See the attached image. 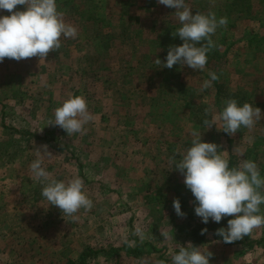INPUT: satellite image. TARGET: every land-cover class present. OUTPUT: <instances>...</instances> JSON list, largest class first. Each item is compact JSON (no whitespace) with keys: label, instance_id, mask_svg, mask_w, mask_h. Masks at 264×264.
Wrapping results in <instances>:
<instances>
[{"label":"rangeland","instance_id":"1","mask_svg":"<svg viewBox=\"0 0 264 264\" xmlns=\"http://www.w3.org/2000/svg\"><path fill=\"white\" fill-rule=\"evenodd\" d=\"M186 3L193 13L228 19L212 36L204 70L155 64L166 58L164 42L183 43L173 35L175 9L157 0H57L77 37L62 38L45 58L0 62V264H80L85 251L86 264H171L170 251L193 244L190 230L202 223L183 175L169 163L190 146L193 130L216 143L230 167L253 160L264 176V119L233 135L217 129L220 121L208 129L203 123L230 98L264 112V0ZM209 72L218 80L201 92ZM70 94L83 95L94 117L71 137L47 125ZM44 144L51 176L79 175L94 202L76 219L48 206L30 178L35 148ZM175 198L184 217L174 211ZM137 226L143 242L133 234ZM263 239L264 225L241 239L247 244L208 234L199 246L212 252L210 264H264Z\"/></svg>","mask_w":264,"mask_h":264},{"label":"clouds","instance_id":"2","mask_svg":"<svg viewBox=\"0 0 264 264\" xmlns=\"http://www.w3.org/2000/svg\"><path fill=\"white\" fill-rule=\"evenodd\" d=\"M158 4L175 9L180 26L173 32L183 41L168 49L166 58H156L157 66L173 68L174 65L188 66L193 70H204L208 53L214 47L212 36L218 28L226 26L227 17L217 18L214 12L202 13L186 3V0H157ZM18 6H23L20 10ZM7 12L9 14H3ZM78 29L67 23L63 12L58 10L57 0H0V62L5 58L20 61L31 57L45 58L50 51L59 50L63 39H75ZM209 79L202 83L200 91L212 87L218 80L215 72L208 73ZM210 110H206L207 113ZM94 119L88 110V102L83 95L70 94L54 110V119L47 125L59 126L71 137L85 133L86 125ZM264 119V112L252 103H240L230 98L224 102L219 114H212L203 123L206 129L213 125L228 135H233L242 127L251 129ZM191 143L186 150L174 154L169 163L184 177L185 186L195 198V214L207 225L210 221L219 224L225 217L227 227H220L215 235L224 243H232L250 235L264 225V176L253 160H244L238 166L230 167L229 159L218 151L214 142L202 140V133L193 130ZM38 155L30 164V178L41 185V196L48 206L58 207L62 215L76 219L79 210H91L93 200L85 190L84 180L79 175L69 179H55L43 165V156H52L48 145L35 148ZM177 216L184 217L179 198L173 200ZM207 228L201 230L205 234ZM141 242L146 238L140 226L133 233ZM167 239L168 233L162 232ZM126 243H129L126 240ZM129 246H132L129 243ZM171 264H210L212 252L207 248L188 243L178 251L169 253Z\"/></svg>","mask_w":264,"mask_h":264},{"label":"trees","instance_id":"3","mask_svg":"<svg viewBox=\"0 0 264 264\" xmlns=\"http://www.w3.org/2000/svg\"><path fill=\"white\" fill-rule=\"evenodd\" d=\"M176 43H177L176 40H175V43L164 42L163 47H165L166 52H168V49L170 47L178 45ZM258 46L261 47V46H263V44L259 43ZM207 55H208V58H209L213 54H211V51H210ZM230 218L231 217L223 218L219 224L210 221L207 225L201 223V224H196L195 226H193V228H191V230H190V235H191L192 239L194 240L193 245H196V246L202 245L203 242H205L208 239V234H211L213 236V238L215 240H217V241H223L221 238H218L215 235V232L220 227H227V221ZM204 228H207V232L202 235L201 234V230L204 229ZM241 242L246 243V244L249 243V242H246V240H238V241H235V242H232V243H225V244L226 245H235V244H238V243H241ZM260 242H264V239L262 241H259L258 243H260ZM87 253L85 251V254L80 256V260H81L80 264H86V258H87V255H88ZM71 264H75V263L71 262Z\"/></svg>","mask_w":264,"mask_h":264}]
</instances>
